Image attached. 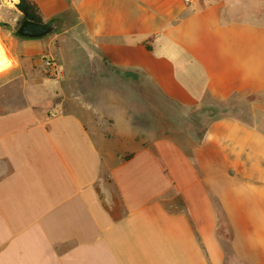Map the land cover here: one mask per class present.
<instances>
[{
    "label": "crops",
    "instance_id": "0c3cea01",
    "mask_svg": "<svg viewBox=\"0 0 264 264\" xmlns=\"http://www.w3.org/2000/svg\"><path fill=\"white\" fill-rule=\"evenodd\" d=\"M31 1L57 28L0 32V264H264V112L197 122L264 103V0Z\"/></svg>",
    "mask_w": 264,
    "mask_h": 264
},
{
    "label": "rangeland",
    "instance_id": "374dc122",
    "mask_svg": "<svg viewBox=\"0 0 264 264\" xmlns=\"http://www.w3.org/2000/svg\"><path fill=\"white\" fill-rule=\"evenodd\" d=\"M16 4L13 0H0V32H4L8 37L15 36L18 26L22 22V15L18 12ZM55 80L49 79V82ZM1 82V81H0ZM4 94H0V100L3 102L12 99L10 103L17 104V99H20L17 88H8L4 90ZM8 102H5L6 105ZM0 103V111H3L7 107ZM264 112V103H232V104H215L209 105L206 108L205 113L200 114L197 122H203L207 117L211 120L215 117L224 115H238L243 116L249 122H254L256 115H262ZM207 120V121H208ZM225 240H229V233L225 227L224 231Z\"/></svg>",
    "mask_w": 264,
    "mask_h": 264
},
{
    "label": "water",
    "instance_id": "95a60500",
    "mask_svg": "<svg viewBox=\"0 0 264 264\" xmlns=\"http://www.w3.org/2000/svg\"><path fill=\"white\" fill-rule=\"evenodd\" d=\"M56 28L55 22H33L25 19L18 26L16 33L21 38L40 39L53 33Z\"/></svg>",
    "mask_w": 264,
    "mask_h": 264
},
{
    "label": "trees",
    "instance_id": "16d2710c",
    "mask_svg": "<svg viewBox=\"0 0 264 264\" xmlns=\"http://www.w3.org/2000/svg\"><path fill=\"white\" fill-rule=\"evenodd\" d=\"M16 8L22 15V21L27 19L33 22H43L39 7L31 0H18Z\"/></svg>",
    "mask_w": 264,
    "mask_h": 264
},
{
    "label": "built area",
    "instance_id": "2783aa9c",
    "mask_svg": "<svg viewBox=\"0 0 264 264\" xmlns=\"http://www.w3.org/2000/svg\"><path fill=\"white\" fill-rule=\"evenodd\" d=\"M186 4L194 3L197 0H184ZM43 68L46 74L50 77H57L61 75L62 69L57 61L52 57H44L42 59Z\"/></svg>",
    "mask_w": 264,
    "mask_h": 264
},
{
    "label": "bare ground",
    "instance_id": "6f19581e",
    "mask_svg": "<svg viewBox=\"0 0 264 264\" xmlns=\"http://www.w3.org/2000/svg\"><path fill=\"white\" fill-rule=\"evenodd\" d=\"M14 1H17V0H14ZM2 48L3 47L0 46V57H2V60H3V63L0 64V70L8 68L11 64L10 60L2 53L3 52Z\"/></svg>",
    "mask_w": 264,
    "mask_h": 264
},
{
    "label": "snow or ice",
    "instance_id": "6c2138e0",
    "mask_svg": "<svg viewBox=\"0 0 264 264\" xmlns=\"http://www.w3.org/2000/svg\"><path fill=\"white\" fill-rule=\"evenodd\" d=\"M3 63V60H2V57H0V64H2Z\"/></svg>",
    "mask_w": 264,
    "mask_h": 264
},
{
    "label": "clouds",
    "instance_id": "9594fccd",
    "mask_svg": "<svg viewBox=\"0 0 264 264\" xmlns=\"http://www.w3.org/2000/svg\"><path fill=\"white\" fill-rule=\"evenodd\" d=\"M6 63V62H5Z\"/></svg>",
    "mask_w": 264,
    "mask_h": 264
}]
</instances>
